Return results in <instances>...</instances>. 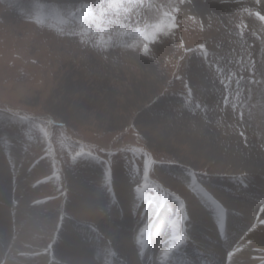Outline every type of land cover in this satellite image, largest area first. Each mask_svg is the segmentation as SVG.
Segmentation results:
<instances>
[{"label":"rangeland","instance_id":"374dc122","mask_svg":"<svg viewBox=\"0 0 264 264\" xmlns=\"http://www.w3.org/2000/svg\"><path fill=\"white\" fill-rule=\"evenodd\" d=\"M113 3L122 6L109 9ZM165 12L178 27L159 33L145 55L144 35L169 22ZM257 12L264 15V0H0V162L9 188L0 197L9 212L6 229L0 225V263L26 228L17 227L21 211L31 224L14 264H63L40 258L55 254L67 232L93 245L97 264H123L109 257V246L142 264L133 241L150 238L160 218L152 264H165L156 258L167 252L185 264H227L240 239L222 235L230 220L247 232L264 219V20ZM82 192L108 200L94 209L102 224L78 215L73 203ZM191 201L212 223L214 241L187 236L175 251L163 249L171 242L166 229L178 235L182 220H191ZM224 201L243 210L252 204L253 213ZM108 227L133 242V258L101 236Z\"/></svg>","mask_w":264,"mask_h":264},{"label":"bare ground","instance_id":"6f19581e","mask_svg":"<svg viewBox=\"0 0 264 264\" xmlns=\"http://www.w3.org/2000/svg\"><path fill=\"white\" fill-rule=\"evenodd\" d=\"M9 159L11 157H8ZM13 159V158H12ZM11 159V160H12ZM226 163V162H225ZM16 164V163H15ZM217 167V166H216ZM251 169V168H250ZM249 169V170H250ZM217 170V169H216ZM0 171L3 173V175L1 176L0 178V197L2 198L1 200L3 199H6V194L9 192V188H8V185L7 183L5 182V179L7 177V174H8V168L6 167V165L3 163L1 164L0 162ZM252 171V170H251ZM261 171V170H260ZM263 173V172H262ZM258 174V173H257ZM25 175V174H24ZM263 177V176H262ZM255 183V182H254ZM26 184V183H25ZM117 184V183H116ZM229 183L226 182V186H228ZM107 186V185H106ZM122 184L118 183L117 185V188H116V192H117V195L119 196L120 200H121V203L124 205L125 204V192L123 194H121V190L122 189ZM233 187V185H231ZM26 187V186H25ZM175 190V188H173ZM193 189V188H192ZM255 190V189H254ZM177 192H179L181 195L184 194V191L182 188H176ZM194 191V190H193ZM251 191V190H250ZM28 192V191H27ZM195 192V191H194ZM249 192V191H248ZM97 193V192H96ZM252 193V192H251ZM9 194V193H8ZM101 194V193H100ZM71 194H69V199H72V197L70 196ZM81 198H78L76 202L73 203V206L76 208L75 210L78 211L80 210L79 212L81 214H78V215H83V219L84 221H88L90 220V218L92 219L91 221L94 222L96 225H100L102 224V219L101 217L99 216V214L94 210L96 208H98L99 205H101L102 203H104V205L108 204V200H105L100 197H97L96 200H94L95 202H97V204L95 205V202H93L92 200V197L90 195V193H84L82 192L81 194ZM185 195V194H184ZM101 196V195H100ZM178 196V194H177ZM130 197V196H129ZM25 198V197H24ZM110 198V197H109ZM263 198V197H262ZM17 199V198H16ZM129 199V198H128ZM21 200V198H20ZM5 201V200H4ZM17 201V200H16ZM26 201V200H25ZM226 201H227V198H226ZM11 202V201H10ZM142 202V201H141ZM112 203V202H111ZM224 203L229 207V209H234V210H237V211H240L242 212L245 216H247L248 214H251V211L250 212V209L253 207L252 204L250 205H247L245 207H249L248 209H242L243 207H238L237 205H234V204H229L227 202L224 201ZM20 208L21 210H24L25 208L27 209V202H21L20 203ZM112 205V204H111ZM73 206H71L69 209H72ZM235 208H233V207ZM30 207V206H29ZM80 207V208H78ZM103 207V206H102ZM118 207V206H117ZM125 207V206H124ZM123 207V208H124ZM244 207V208H245ZM16 208V207H15ZM68 209V208H67ZM112 210H115L114 208H111ZM122 209V208H121ZM230 209V210H231ZM119 210V209H118ZM125 210V209H124ZM129 210V208H128ZM8 211V210H7ZM3 208L0 207V225H1V229H6V224L4 221V218L6 217V212ZM17 211V209H16ZM27 211V210H26ZM190 212V217H191V220H188L189 222L188 223H183V220H182V223H180L181 227H180V230H179V234L176 235V231L175 229H173V227L171 226L170 228H167L166 230L169 232L168 233V237H167V241L168 240H171V242L169 243V246L166 248L164 247L163 249H167L169 250L171 247H173L176 243H181V240H188L191 238H193V236H206V238H209L211 240L214 241V229L213 227L211 226L212 223L209 222V219H206V217H204V215L196 208L195 206V203L193 201L190 202L189 204V208L187 209V212ZM215 211V210H214ZM28 212L30 213L31 210L29 209ZM84 212V214H83ZM120 212V211H119ZM136 212V211H135ZM177 212V211H176ZM206 212V211H205ZM219 212V211H217ZM216 212V213H217ZM9 213V212H7ZM19 213L21 214V211H19ZM19 213L17 214L18 215V219H17V227L18 229H20L21 225L22 224H25L24 222H26V228L31 224V221H29L27 218L24 219L23 215L19 216ZM27 213V214H29ZM253 213V212H252ZM262 215L264 216V212H261ZM26 214V213H25ZM174 214V213H173ZM215 214V213H214ZM223 214V213H222ZM76 212H74L72 215L70 214V216L72 217H77L78 216ZM105 215V214H104ZM167 215V214H166ZM219 216V214H216ZM229 215V214H228ZM253 215V214H252ZM249 216V215H248ZM262 216V217H263ZM163 217V216H162ZM232 217V216H231ZM17 218V216H16ZM166 218V217H165ZM226 219V217H223ZM229 218V216H228ZM264 218V217H263ZM217 219V218H216ZM144 220V219H143ZM237 220V219H236ZM262 220V219H261ZM217 221V220H216ZM264 221V219H263ZM126 228H131V226L129 225V222L126 221ZM146 222V221H145ZM163 222V219L160 218L158 220H156V225L154 226V230L151 229L149 231V234H150V238H146L145 237V241H155V237L157 235V232L160 228V225L162 224ZM166 222V221H165ZM261 222V221H259ZM61 224V223H60ZM259 224V223H258ZM9 225V224H7ZM122 225V224H121ZM125 225V223H124ZM133 225V224H132ZM188 225L190 226V228H188ZM218 225V224H217ZM247 225V224H246ZM225 226V225H224ZM245 226V223H242V222H234L232 220H230V223L227 224L226 226V229H225V239H228L229 241L228 242H232L234 240V235H237L238 234V237H240L239 239V242L238 244H235L233 245L232 243V248L229 253H232L231 257H229V255H227L226 257V262L227 264H259L258 260L256 258H262L264 257V224H259V225H256L255 228H252L251 230L249 231H245L244 229L240 232L239 230H241V227L243 228ZM3 227V228H2ZM24 228V226H22ZM220 227V226H219ZM26 228L25 229H22L21 232H19L17 235V237L14 239V242L12 243V247L8 250V248L6 249L7 250V253L5 255V263L4 264H14L15 260L17 259V252H16V248L17 250H19V247H20V252H21V245L20 243L22 242V240L26 239L27 236L24 235L25 231H26ZM88 228H90V232L92 234H99V231L97 229V227L95 225H90ZM115 228V227H114ZM203 231L204 233L201 234V231ZM247 228V227H245ZM125 229V228H124ZM30 230V229H29ZM117 230V229H116ZM121 231V230H120ZM240 233H239V232ZM2 232V231H1ZM5 232V231H3ZM118 232V231H117ZM133 232V231H132ZM68 233V232H67ZM67 233H64L62 235L61 238H59V240L57 242L54 243V246H55V254L53 253H47V256H45L43 259L40 258L41 262H46L48 263L50 260H54L55 262L56 261H61L63 262V264H97L93 258H95V255H97L96 253L94 254V251H91L90 250V247L93 246V245H87L86 247H84L83 245H80L82 242L79 241V239L73 237V235L71 234H67ZM103 233L104 235H101L102 237L104 236H108V238L104 237L106 241H110L111 243L112 242H117L118 244H120L118 246V253L123 255V256H127V257H130V258H133L134 255H135V252H134V246L132 245V243L134 242L135 244H139L140 243V239H135L132 243L129 239H127V236L123 235V236H118L119 234L115 233L114 230L110 227L106 228L104 230L103 228ZM106 234V235H105ZM121 234V233H120ZM131 234V233H130ZM165 234V233H164ZM30 235V234H28ZM100 235V234H99ZM138 235V234H137ZM159 235V234H158ZM166 236V235H165ZM169 236H172L170 239ZM188 236L189 239H187L186 237ZM238 237L236 238V240L238 239ZM13 238V237H12ZM179 238V239H178ZM242 238V239H241ZM164 239V238H163ZM190 239V240H191ZM129 240V241H128ZM195 240V239H194ZM88 241V240H87ZM196 241H199V240H196ZM28 242V241H27ZM184 242H187V241H184ZM192 242V241H191ZM189 242V243H191ZM25 243V242H24ZM147 243V242H146ZM193 244H196L194 241L192 242ZM203 243V242H202ZM88 244V243H87ZM199 244V243H198ZM95 245V243H94ZM200 245L204 246V245H207L205 243L201 244ZM237 245V246H236ZM30 246V245H29ZM90 246V247H89ZM99 246V245H98ZM141 246V245H140ZM211 248L214 247L215 250L214 251H217L219 250L216 246H211L209 245ZM208 246V247H209ZM143 247V245H142ZM156 247V246H155ZM154 247V249H155ZM207 247V246H206ZM98 248H100V252L103 251V246H99ZM111 246L108 247L107 251L109 252V257H117V259H119V261H121L123 264H130L128 263V261H126L124 258L120 257L117 252H115L114 250H112L113 248H111ZM230 248V247H228ZM32 249V248H31ZM35 249V248H34ZM25 250V249H24ZM200 250V248H199ZM213 250V249H212ZM29 251V250H28ZM27 251V252H28ZM32 251V250H31ZM162 251V250H161ZM164 251V250H163ZM19 252V254H21ZM26 252V251H25ZM24 252V253H25ZM34 252V251H33ZM153 247L152 245H144L143 248H141V253L139 254L138 256V260H140V263H143V264H150L151 261L153 260ZM166 252V251H165ZM22 253V254H24ZM206 253L210 254L211 252L208 250ZM101 254V253H99ZM167 253L163 254L164 256L166 255ZM57 255L58 257H60L61 259H58L57 258ZM156 255V254H155ZM24 257V256H23ZM101 257V255H100ZM158 257V256H157ZM177 257V256H176ZM179 257V256H178ZM213 257V256H212ZM19 258V256H18ZM164 258V257H163ZM18 260V259H17ZM27 260V259H26ZM100 260V259H98ZM216 260V259H215ZM36 261H38L36 259ZM12 262V263H11ZM174 264H177V262L175 263V261L173 260ZM221 262V260H220ZM18 263V262H17ZM30 263V261H29ZM139 263V262H137ZM0 264H3V263H0ZM28 264V263H27ZM35 264V262H34ZM110 264V263H109ZM226 264V263H225Z\"/></svg>","mask_w":264,"mask_h":264},{"label":"snow or ice","instance_id":"6c2138e0","mask_svg":"<svg viewBox=\"0 0 264 264\" xmlns=\"http://www.w3.org/2000/svg\"><path fill=\"white\" fill-rule=\"evenodd\" d=\"M185 2V0H180V3L183 4ZM122 6V4L119 3H113V4H109L108 8L109 9H115L118 10L120 7ZM87 12V17L92 21V22H96L97 21V17H95L93 15V13L90 10H84ZM125 11H127V9H125ZM173 12L178 11V8H173L172 10ZM245 11H248L247 9H245ZM104 15V12L102 11L100 14V18H101V22H102V17ZM165 17L167 18V20L169 21L167 24H162V25H157L155 26L154 30L152 31L151 35H144V40L146 41V43L143 46V54L147 55L149 52V44L155 41L156 36L161 33L164 32L165 35L168 34V32H165L164 29H168V31H171L173 29H176L178 27L177 24V18L175 15H172L170 13L165 12L164 13ZM256 16L260 19V20H264V15H260L259 12L256 13ZM108 23H112L111 20L108 21ZM97 27H100V23H97ZM107 30V29H104ZM181 47H183V43L181 42ZM201 48H203V45L200 46ZM221 83H224V81H221ZM237 83H239V81H237ZM187 87V86H186ZM225 87H227V85H225ZM189 94H191V90H189ZM227 96H225V103H227ZM87 155H91V153H88ZM148 163L146 162L145 164V172H144V176H145V180H147L148 177ZM159 211V209L154 210V215ZM260 211L264 212V205H262L260 207ZM149 220H152V217H149ZM261 223H264V221H261ZM148 225H145V228H147ZM179 239V238H178ZM182 242V240H181ZM229 257H231L232 253L228 254Z\"/></svg>","mask_w":264,"mask_h":264}]
</instances>
